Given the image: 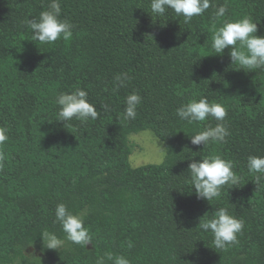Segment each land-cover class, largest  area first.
<instances>
[{"label": "trees", "instance_id": "1", "mask_svg": "<svg viewBox=\"0 0 264 264\" xmlns=\"http://www.w3.org/2000/svg\"><path fill=\"white\" fill-rule=\"evenodd\" d=\"M50 3L0 0V126L9 137L0 169V264H96L105 253L131 264H264V178L256 183L247 167L249 156H264V69L238 70L230 48L217 55L210 47L214 13L225 4L217 27L249 16L264 35V0H212L188 23L171 9L152 13L151 0H60L73 37L38 44L25 21ZM121 73L131 79L114 91ZM76 87L99 118L55 121L56 96ZM134 91L142 102L136 118L124 120ZM201 96L226 108L223 122L177 116ZM218 123L230 133L224 143H191ZM144 129L164 141L166 156L134 167L129 135ZM210 153L234 161L240 180L208 202L192 189L188 165ZM59 203L84 215L93 243L43 246L44 230L65 238L55 222ZM219 207L244 221L239 244L227 250L214 249L211 232L197 226Z\"/></svg>", "mask_w": 264, "mask_h": 264}, {"label": "clouds", "instance_id": "2", "mask_svg": "<svg viewBox=\"0 0 264 264\" xmlns=\"http://www.w3.org/2000/svg\"><path fill=\"white\" fill-rule=\"evenodd\" d=\"M210 7H213L212 0H151L150 3L152 13L164 16L167 10L171 9L178 17L183 16L185 23L190 22L194 16L203 15ZM227 11L225 4L219 6L214 13V22L210 29L212 33L210 47L214 50V54L222 55L226 48H230L232 65H238V70L254 72L256 69H264V35H256L257 22L245 16L235 21L224 20L222 26L217 27L215 21L225 17ZM60 16V0H51L48 9L41 11L38 19H27L25 24L31 30V40L43 45L54 44L61 39L65 42L70 41L74 26L68 20L60 19ZM114 79L116 81L114 91H118L131 77L127 73H121ZM195 95L194 93V97ZM141 102L142 97L138 92L134 91L127 95L123 119L134 120ZM55 103L59 108L55 121L68 123L75 118L81 123H87L89 120L98 119L100 115L96 106L89 102L88 92L80 87H76L74 91L59 93ZM176 114L188 123L204 122L209 117L223 122L227 110L222 104L210 103L206 97L201 96L179 107ZM229 134L227 126L218 123L215 127H206L197 132L190 136V139L193 145L203 144L205 148L210 142L224 143ZM8 138V129L0 126V169L3 168L6 160L3 145ZM201 157L200 161L192 160L188 165L191 187L199 199L211 202L221 197V189L225 185H237L240 177L234 171V161L212 153ZM247 167L250 173L256 174V183L264 178V156H249ZM203 217L199 219L197 226L204 232H211L214 249L227 250L239 244L238 235L242 233L244 221L230 214L227 207L216 209L211 218L207 217V213ZM55 222L62 226L66 234L65 238L61 239L55 233L44 230L40 238L45 248L58 250L66 241L82 247L93 243L90 229L85 227L84 215L73 214L64 203H59L55 208ZM127 247L132 248L133 243L128 241ZM106 261H111L112 264H131L126 257L113 253H105L96 258V264H106Z\"/></svg>", "mask_w": 264, "mask_h": 264}, {"label": "rangeland", "instance_id": "3", "mask_svg": "<svg viewBox=\"0 0 264 264\" xmlns=\"http://www.w3.org/2000/svg\"><path fill=\"white\" fill-rule=\"evenodd\" d=\"M132 144L130 162L132 166L148 163H160L165 159L166 146L152 129H144L129 135Z\"/></svg>", "mask_w": 264, "mask_h": 264}]
</instances>
